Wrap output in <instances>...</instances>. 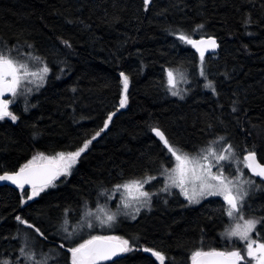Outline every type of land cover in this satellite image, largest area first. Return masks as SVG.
<instances>
[{"label": "trees", "instance_id": "trees-1", "mask_svg": "<svg viewBox=\"0 0 264 264\" xmlns=\"http://www.w3.org/2000/svg\"><path fill=\"white\" fill-rule=\"evenodd\" d=\"M199 24L204 29L194 32ZM174 29L194 39L214 36L220 45L205 57L208 80L196 78V86L178 96L164 86L166 70L193 74L199 54L170 34ZM8 48L22 60H31L29 53L42 57L36 63H46L50 72L42 86L9 108L20 117L17 122L0 120V174L18 171L37 152L75 150L103 127L109 113L116 114L72 175L60 177L54 187L22 205L18 189L0 186V261L22 259L25 234L37 253L53 256L58 248L50 246V237L59 235L66 209L76 226L73 220L117 184L169 166L153 127L187 152L223 136L241 157L245 148L254 147L264 163V0H152L147 11L144 0H0V50ZM122 71L130 85L127 105L119 108ZM209 81L215 94L204 85ZM255 181L264 189L263 182ZM223 209L220 199L193 207L176 192L161 195L149 212L110 234L141 250L103 264H159L142 251L145 246L165 253V264H190L191 252L199 247L241 249L227 241ZM246 213L264 217V190L253 188ZM16 216L38 226L47 239ZM257 229L264 241V224ZM63 253L65 261L50 259L48 264H69L68 252Z\"/></svg>", "mask_w": 264, "mask_h": 264}, {"label": "snow or ice", "instance_id": "snow-or-ice-1", "mask_svg": "<svg viewBox=\"0 0 264 264\" xmlns=\"http://www.w3.org/2000/svg\"><path fill=\"white\" fill-rule=\"evenodd\" d=\"M151 3L152 0H144L145 11L148 10ZM246 23H250V18ZM202 29H204V25L199 24L193 31ZM170 34L177 36L181 42L190 45L199 53L200 75L207 79L204 68L205 53L208 50L215 51L220 47L217 38L201 35L200 39H194L193 35L184 29H174ZM64 44L67 47L71 46L68 41H64ZM12 52V48H8L7 52L0 50V120L8 118L15 123L20 117L9 110V104L13 101L5 100L3 97L5 94L10 93L13 98H16L21 94L22 85L35 83L36 87L39 88L46 82L50 68L44 63L42 67L34 70L32 62L38 63L42 61V57L32 56L29 53V56L32 57L31 60H22L17 56H13ZM178 71V69L171 68L166 70L168 90L173 96L179 95V92L175 90L176 73ZM179 74L181 79L186 78L182 71ZM119 76L122 84L119 108H124L128 101L130 80L129 76L123 71L119 73ZM205 87L210 88L214 94L216 93L212 81H209ZM26 91H31V89H26ZM25 111H27V106ZM232 111L236 112L237 108L234 106ZM115 114V112L109 113L103 127L96 131L90 139H86L82 146L77 147L75 150L58 151L54 154L37 152L30 160L21 165L18 171H4L0 174V181H10L16 185L22 193L21 204H26L28 200L39 196L47 188L54 187V182L60 177L72 175L73 167L80 161L81 156L89 150L93 141L101 135V132L108 128ZM152 132L175 161L171 167L161 165V174L164 175L165 180L160 191L172 194L170 189H178L179 194L189 204L199 203L201 198L207 196L222 197L227 205L223 212L233 222L226 229L225 235L229 239L237 238L245 245L244 250L240 248L232 250L196 248L190 255L191 264H264V241L252 237L257 224H264V217L256 218L245 215L246 202L253 188L255 191L264 189H262V186L256 185L254 180L245 179L244 173L239 167L236 170L238 175L226 174L228 165L233 162L237 165L243 163L244 167L250 170L254 176L264 180V163L257 160L255 148H245L244 153L246 154H243L241 159L236 147L221 136L218 140L212 141L208 146L201 148L198 153L192 155L175 144L159 126L153 127ZM38 134L39 130L34 129V135ZM216 143L221 144L219 149L214 147ZM221 162H227V164ZM213 168H216V171H213ZM154 179H156L155 176L147 175L144 179L134 178L115 186L117 189L123 188L129 193L130 199L124 202L123 208L131 211L125 214H131L135 218V214L140 212L141 207L151 208L152 197L156 193L144 190V185ZM25 185L31 187V194L25 191ZM68 211V209L65 210L66 215L61 226L62 231L65 233L63 237L65 240H71L74 235V230L70 232L67 227ZM91 215V213H88V217H91ZM15 219L25 225L26 228L32 229L39 237L47 239L45 233L35 224L30 223L21 216H16ZM96 219L102 226L112 227L117 220V213L105 212L104 216H97ZM87 227L92 228L93 224L89 221ZM201 244H203V241H201ZM59 247L64 249L65 245L61 243ZM139 250L141 249L138 246L130 244V241L123 236L107 234L89 235L82 242L70 244L66 248V251L70 253V264H103L105 261L112 260L113 257ZM142 251L150 253L156 261H159V264H165L166 255L162 251L147 246L143 247ZM19 252L22 257L21 260L5 259L0 261V264H48L50 259H54L53 256L43 251L37 253L34 242L30 241L27 234L21 241ZM115 264H119V262L117 261Z\"/></svg>", "mask_w": 264, "mask_h": 264}, {"label": "rangeland", "instance_id": "rangeland-1", "mask_svg": "<svg viewBox=\"0 0 264 264\" xmlns=\"http://www.w3.org/2000/svg\"><path fill=\"white\" fill-rule=\"evenodd\" d=\"M197 65H198V68H197L196 72L193 74L188 72L187 70L182 71L185 74V77H186L185 79L180 78L179 73L181 71H178L176 73V89L175 90L178 91L179 94H185L184 90L186 89V91H187V88H190L193 83H194V86H196V83H197L196 78L201 77L199 57H197ZM32 67L35 70V69H38L42 66L37 64L35 61H33ZM165 77H166V81L164 82L165 83L164 86H165L167 92L169 94H171V92L168 90V85H167V73L165 74ZM206 80H208V76H207ZM206 80L204 82H206ZM37 83H39V82L37 81ZM206 84L207 83H204V85H206ZM35 88H36L35 83L22 85L21 94H19L16 98H13L10 94L6 100H10V101L14 102V101H18L20 99V97H23V99L26 100L30 96V92L34 91ZM26 89H31V91H26ZM13 102L9 104V108L13 106ZM215 140H218V138H212L209 141L211 143L212 141H215ZM224 146H226V145H224ZM214 147L219 149L221 147V144L216 143L214 145ZM199 151H200V149H198L194 152H189V153L192 155H195ZM166 154H167V157L169 158V160H168L169 166H167V167H171L175 163L174 158H171L170 154L167 152V149H166ZM241 159H242V157H241ZM221 163L227 164V162H221ZM165 167H166V165H165ZM237 167H239V169L244 173L245 179H251V180L255 181V179H253L252 175L249 173V170L244 167L243 163L237 165L233 162L232 164L228 165L226 168V174L231 173L233 175H238V173L236 171ZM161 171H162L161 168L158 171H154L153 174H151V176H155L156 179H154L151 182L146 183L144 185V190L152 192V193H156L152 197V203H153V201L159 199L161 195L169 194V193L160 191V189L164 186V180H165L164 175L161 174ZM213 171H216V168H213ZM144 178H146V177H144ZM144 178H142V179H144ZM257 184L258 183H256V185ZM109 191L110 192L106 193V197L103 196V198L101 199L102 201L99 200L96 203L94 202L93 208H90L87 206L86 208H88V209L86 211L82 212V214H81L82 216H81L80 222H79L80 224L78 226H72L74 233H77V234L74 235L71 238V240H73L74 242H77V241H80L81 239H83V240L87 239L89 237V235H105V234L110 235L113 232H115L116 230H118L121 223H124L125 221L131 222V221L135 220L143 212H149L151 210V208L149 209L147 207H141L140 212L135 214V218H133V216L131 214H125V213L130 212L131 210L123 208L124 202L130 199L129 193L127 191H125L123 188L117 189L116 187H113ZM26 192L28 194H31V189H27ZM170 192L171 193L177 192V194H179L178 189H170ZM109 194H110V196H109ZM112 196H114V198H116V199H114V198L107 199V197H112ZM180 196L183 199H185L182 195H180ZM208 199H220L223 203L224 208L227 207V205L223 201V198L220 196H207V197L201 198L199 203H192L190 205L193 207H196ZM111 206H113V207H111ZM151 206H152V204H151ZM105 212L117 213V220H116V222H114L112 227H108L107 225L102 226L99 223V221L96 219L97 216H100V217L104 216ZM88 213L92 214L91 217H88ZM245 215L248 217L246 210H245ZM226 217L228 220V225L231 226L233 222L229 219L228 216H226ZM89 221L93 224L92 228L87 227V223ZM260 236L261 235H260L259 230L257 229V226H256V230L252 233V237L260 240ZM226 238H227L228 242H230L234 245L239 244L241 246V249L244 250V248H245L244 242L240 241L237 238L229 239L227 236H226ZM36 250H37V247H36Z\"/></svg>", "mask_w": 264, "mask_h": 264}, {"label": "flooded vegetation", "instance_id": "flooded-vegetation-1", "mask_svg": "<svg viewBox=\"0 0 264 264\" xmlns=\"http://www.w3.org/2000/svg\"><path fill=\"white\" fill-rule=\"evenodd\" d=\"M205 57H207V54H205ZM249 173L252 175V177H254L258 182L260 181V180H258L257 179V177L256 176H254L252 173H251V171L249 170ZM262 182V181H261ZM264 183V182H263ZM18 192H21V190L20 189H18L17 190ZM25 191H27V190H25ZM177 193V192H176ZM178 196H180V194H178ZM181 197V196H180ZM181 199L182 200H184L187 204H188V202L185 200V199H183L182 197H181ZM80 218H81V216H78L75 220H73L74 222H76V226H78L80 223ZM72 226H74V225H72L71 223H70V221H68V225H67V227L69 228V231L71 232V231H73V227ZM77 233H74V235H76ZM73 235V236H74ZM65 236V233L62 231V229L60 230V233H59V235H53V236H51L50 237V240L51 241H53L54 243H52L50 246L54 249V248H58V250H56L55 252H53V257H54V259L55 260H57V259H59V262L60 261H65V256H64V251H66V245H68V244H72V243H74V241L73 240H65V239H63V237ZM72 236V237H73ZM82 240L83 239H81L80 240V242H82ZM61 243H63L64 245H65V248L64 249H61L60 247H59V245L61 244ZM67 255V258H69V261H68V263L70 264V253H68V254H66ZM54 259H51V260H54Z\"/></svg>", "mask_w": 264, "mask_h": 264}, {"label": "water", "instance_id": "water-1", "mask_svg": "<svg viewBox=\"0 0 264 264\" xmlns=\"http://www.w3.org/2000/svg\"><path fill=\"white\" fill-rule=\"evenodd\" d=\"M196 39H200V38H196ZM217 43H218V41H217ZM218 44H219V43H218ZM191 48H192V47H191ZM192 50H193L195 53H197V52L195 51V49L192 48ZM218 50H219V48L216 49L215 51L208 50V51H206L205 54H207V55H213V54H215ZM9 95H10V93L5 94V96H4L3 98L6 100V99L8 98ZM152 134L154 135L153 132H152ZM154 136H155V135H154ZM155 137H156V136H155ZM156 138H157V137H156ZM157 139H158V138H157ZM257 160H258V159H257ZM256 177H257L258 180L264 182V180H262L260 177H258V176H256ZM0 186H7V187L14 188V189H19V188L16 187V185L12 184L10 181H0ZM27 189H31V187H30L29 185H25V190H27ZM122 255H123V254H121V256H122ZM121 256L113 257L112 260L105 261V262H110V261L116 260V259H118V258L121 257ZM105 262H103V263H105ZM190 264H191V263H190Z\"/></svg>", "mask_w": 264, "mask_h": 264}]
</instances>
